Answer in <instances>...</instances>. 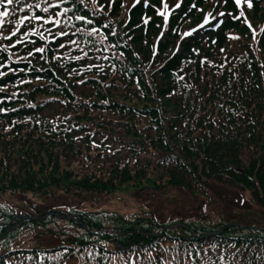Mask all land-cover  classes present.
<instances>
[{"label": "trees", "instance_id": "16d2710c", "mask_svg": "<svg viewBox=\"0 0 264 264\" xmlns=\"http://www.w3.org/2000/svg\"><path fill=\"white\" fill-rule=\"evenodd\" d=\"M8 8L0 264H264V232H221L241 215L213 210L210 194L212 184L241 190L264 210V0ZM123 187L149 200L182 191L197 208L165 223L93 210ZM48 211L72 219L21 224Z\"/></svg>", "mask_w": 264, "mask_h": 264}, {"label": "rangeland", "instance_id": "374dc122", "mask_svg": "<svg viewBox=\"0 0 264 264\" xmlns=\"http://www.w3.org/2000/svg\"><path fill=\"white\" fill-rule=\"evenodd\" d=\"M137 189L135 187H123L117 192L115 200L102 206L96 205L93 210L101 208L116 212L120 209L130 212L142 211L148 213V215H155L161 223H165L180 220V217L185 218L187 214L184 212L196 210L197 208V205L190 200L191 197L182 191H173L168 199L156 198V200H149L145 195L146 193L137 198ZM210 194L213 197L211 207L213 210H217L218 213L226 212L231 215H241L238 218L239 225L247 226L250 224L253 227L264 225V210L249 199L248 194L243 191L212 184ZM244 215L251 219L245 220Z\"/></svg>", "mask_w": 264, "mask_h": 264}, {"label": "snow or ice", "instance_id": "6c2138e0", "mask_svg": "<svg viewBox=\"0 0 264 264\" xmlns=\"http://www.w3.org/2000/svg\"><path fill=\"white\" fill-rule=\"evenodd\" d=\"M20 2V0H0V8H2L3 10H0V17H8L10 15V11L8 6L13 5L14 3L18 4ZM137 2H139V0H137ZM236 4L239 6L242 3V0H235ZM37 7H39V5H37ZM165 8H167V4L164 5ZM176 7H180V4L177 3ZM248 7H252V4L249 2L248 3ZM22 10V9H21ZM45 12L48 11L47 8L44 9ZM160 15H164L163 12L159 13ZM241 16H243V12H241ZM35 19L39 20L42 19L39 16L34 17ZM237 19H239V17H236ZM29 19L27 16H25L20 22L23 23L24 20ZM47 22V21H46ZM3 21H0V24H2ZM249 27H251V25L249 24ZM13 35H15V33H13ZM38 51H43V49H38Z\"/></svg>", "mask_w": 264, "mask_h": 264}, {"label": "water", "instance_id": "95a60500", "mask_svg": "<svg viewBox=\"0 0 264 264\" xmlns=\"http://www.w3.org/2000/svg\"><path fill=\"white\" fill-rule=\"evenodd\" d=\"M26 219V218H25ZM30 220H35V218H30ZM230 226V225H229ZM229 226H227L226 228H228Z\"/></svg>", "mask_w": 264, "mask_h": 264}]
</instances>
